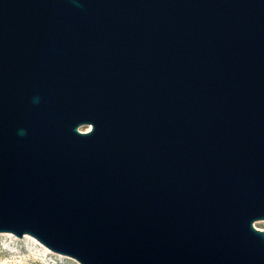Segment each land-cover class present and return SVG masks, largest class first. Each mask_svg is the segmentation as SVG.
I'll list each match as a JSON object with an SVG mask.
<instances>
[{"label":"water","instance_id":"95a60500","mask_svg":"<svg viewBox=\"0 0 264 264\" xmlns=\"http://www.w3.org/2000/svg\"><path fill=\"white\" fill-rule=\"evenodd\" d=\"M256 222L264 0H0V233L80 264H264Z\"/></svg>","mask_w":264,"mask_h":264},{"label":"rangeland","instance_id":"374dc122","mask_svg":"<svg viewBox=\"0 0 264 264\" xmlns=\"http://www.w3.org/2000/svg\"><path fill=\"white\" fill-rule=\"evenodd\" d=\"M86 128L87 127L84 126L80 128V131L86 132L87 130L89 131L91 129V127L89 129ZM254 226L260 230L264 229L263 222H256L254 223ZM26 243H29L31 248L30 250L27 249V246H25L24 243L19 244L20 246H18L15 241L12 242L8 237L4 240L0 237V264H80L72 257L58 254L51 251L50 249L49 250L51 252L45 251L43 249V247H45L44 245H42L41 243L40 245L31 239L26 240ZM13 249L19 250L20 253H16L14 255L10 251ZM11 256H14L16 258L12 259ZM32 256H34L37 260L33 259ZM8 260H10V262Z\"/></svg>","mask_w":264,"mask_h":264},{"label":"bare ground","instance_id":"6f19581e","mask_svg":"<svg viewBox=\"0 0 264 264\" xmlns=\"http://www.w3.org/2000/svg\"><path fill=\"white\" fill-rule=\"evenodd\" d=\"M87 128L89 129L90 128V126H87ZM86 128V129H87ZM88 131V130H87ZM0 237L4 240V239H7V237L8 238H10L11 239V241L13 242V241H15L17 244H18V246H20L19 244H22V243H24L25 244V246H27V249L28 250H30L31 248H30V245H29V243H26V240H28V239H31V240H33L34 242H36V243H38V244H40V242L37 240V239H35V238H33V237H31V236H29V235H25L24 237H22V238H20V237H17L16 235H14V234H12V233H0ZM5 245V244H4ZM41 245V244H40ZM43 249L45 250V251H47V252H51L49 249H47V248H45V247H43ZM11 251V253H13L14 255L16 254V253H20V251L19 250H15V249H13V250H10ZM60 256V255H59ZM33 257V259H36L34 256H32ZM11 258L12 259H15L16 257H14V256H11ZM37 260V259H36ZM9 262H10V260H8ZM39 261V260H38ZM41 261V260H40ZM45 264V263H44Z\"/></svg>","mask_w":264,"mask_h":264}]
</instances>
